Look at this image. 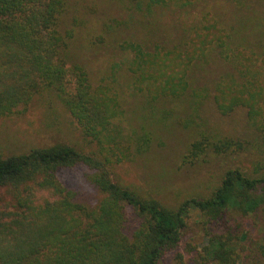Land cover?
I'll return each instance as SVG.
<instances>
[{
    "label": "trees",
    "instance_id": "16d2710c",
    "mask_svg": "<svg viewBox=\"0 0 264 264\" xmlns=\"http://www.w3.org/2000/svg\"><path fill=\"white\" fill-rule=\"evenodd\" d=\"M71 1L0 0V120L26 114L37 97L51 94L87 143L83 148L58 143L23 154L0 153V264H162L179 249L194 216L208 225L198 262L238 264L239 242L247 236L236 235L231 226L213 233L212 225L264 213V174L229 169L209 197L190 198L173 208L116 182L114 169L144 155L150 136L126 134L121 95L111 86L94 85L84 66L70 64L74 32L63 30L62 17ZM132 2L137 13L148 14L158 7L186 8L196 0ZM230 40V31L207 13L195 22L184 48L148 51L126 42L121 49L133 58V89L153 102L182 99L192 90V67L224 49L218 53L226 60L234 57L235 74L216 82L213 102L223 116L243 108L249 121L258 123L264 120V79L259 68L253 69L254 54L227 49ZM193 95L197 103L204 97L198 91ZM233 148L243 149L202 134L183 162ZM80 165L93 171L88 179L101 195L95 207L76 200L60 177ZM256 251L264 261V235Z\"/></svg>",
    "mask_w": 264,
    "mask_h": 264
},
{
    "label": "rangeland",
    "instance_id": "374dc122",
    "mask_svg": "<svg viewBox=\"0 0 264 264\" xmlns=\"http://www.w3.org/2000/svg\"><path fill=\"white\" fill-rule=\"evenodd\" d=\"M132 4V0H72L62 17L63 30L74 32L70 64L84 66L94 85L111 86L121 95L126 134L150 136L149 150L116 167L114 180L173 208L190 198L209 197L229 169L264 174V120L250 122L243 108L223 116L213 102L216 82L235 74L232 55L226 60L218 53L224 49L211 53L206 62L192 67V90L186 96L153 102L147 94L133 89V58L121 49L126 42L140 44L148 51L156 46L184 48L195 22L210 13L231 33L227 49L254 54L253 69L259 68V77L264 79V0H196L186 8L158 7L148 14L137 13ZM193 91L204 95L199 103ZM202 134L231 140L243 149L233 148L219 156L208 151L199 160L184 163L188 148ZM58 143L87 146L79 127L51 94L37 97L26 114L0 120L3 156ZM91 173L90 168L80 165L63 171L60 177L77 194L76 200L95 207L101 195L88 179ZM206 226L197 216L189 219L179 249L162 264H200L198 253L207 243ZM229 226L236 235L247 236L239 242L238 264H264L256 251L264 235V213L237 221L233 217L230 224L212 225V232L225 233Z\"/></svg>",
    "mask_w": 264,
    "mask_h": 264
}]
</instances>
